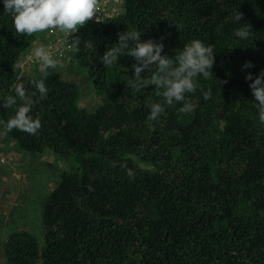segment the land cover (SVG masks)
<instances>
[{
  "label": "trees",
  "instance_id": "trees-1",
  "mask_svg": "<svg viewBox=\"0 0 264 264\" xmlns=\"http://www.w3.org/2000/svg\"><path fill=\"white\" fill-rule=\"evenodd\" d=\"M3 12L0 0V98L22 82L41 127L8 131L14 107L0 101V133L22 153L64 163L40 203L41 238L11 232L0 240L5 264H264V123L245 79L264 71V0H124L116 16L89 20L70 54L100 96L92 111L56 69L40 97V71L25 74L20 62L43 33H15ZM239 12L247 40L234 36ZM127 29L142 41L164 37L169 57L193 39L211 44L213 73L198 81L208 98L198 89L186 94L191 112L177 103L149 122L161 90L128 86L133 57L108 69L99 59Z\"/></svg>",
  "mask_w": 264,
  "mask_h": 264
},
{
  "label": "clouds",
  "instance_id": "clouds-1",
  "mask_svg": "<svg viewBox=\"0 0 264 264\" xmlns=\"http://www.w3.org/2000/svg\"><path fill=\"white\" fill-rule=\"evenodd\" d=\"M5 14L12 18L15 33L32 36L57 30L68 37L69 46L79 48L80 39L73 34L85 25L86 22L96 17L98 0H2ZM241 26L235 30L234 36L240 40H247L251 34L250 25L242 21L241 13L234 16ZM142 32L135 29L118 33V40L107 48L99 57L106 69L118 64L122 56L133 57L136 61L132 65L133 75L127 81L129 87L142 91L145 86L153 85L160 89L157 96H162V102H152L149 108L148 121H157L165 113L167 106L182 104L179 109L182 113L193 110V105L186 100V94L195 93L198 89L205 99L209 91L199 87V78L208 79L213 73L212 69L216 53L211 44H206L200 39H193L185 44L183 50L169 57L164 52V37L160 40H141ZM69 37L71 41L69 42ZM32 55L39 61L41 76L32 83L41 98L47 95L46 79L50 69L63 67L61 60L54 56L49 47L41 43L35 47ZM254 65L246 61L243 69H251ZM151 74L142 76L141 73ZM245 79L249 81V88L255 99L259 120L264 123V71L257 74L246 72ZM15 95L0 98L3 108H13L14 115L6 122L8 131L18 129L28 134H35L41 127L39 119L30 115L32 100L31 94L22 82L14 87ZM151 126V123L150 125Z\"/></svg>",
  "mask_w": 264,
  "mask_h": 264
},
{
  "label": "rangeland",
  "instance_id": "rangeland-1",
  "mask_svg": "<svg viewBox=\"0 0 264 264\" xmlns=\"http://www.w3.org/2000/svg\"><path fill=\"white\" fill-rule=\"evenodd\" d=\"M105 9L107 12L114 10L113 16H116L122 11V6H116L109 1ZM52 31L50 36L49 31L44 32L39 42L29 47L27 55L32 54L35 47L41 43L47 45L49 41L52 42L55 47L52 54L63 64V67L56 70L61 72L64 79L78 84L80 105L92 111L98 104L100 96L88 84L85 75L76 69L70 54L68 37L57 30ZM27 55L20 62V67L23 73L33 75L39 70L40 63L39 61L32 63ZM3 134L0 133V156H12L14 161L9 165H0V240L3 242L16 230H26L41 238L43 225L38 217L40 203L55 187V180L64 163L47 152L39 156L22 153L14 148L12 141H6ZM0 264H5V257L1 251Z\"/></svg>",
  "mask_w": 264,
  "mask_h": 264
},
{
  "label": "built area",
  "instance_id": "built-area-1",
  "mask_svg": "<svg viewBox=\"0 0 264 264\" xmlns=\"http://www.w3.org/2000/svg\"><path fill=\"white\" fill-rule=\"evenodd\" d=\"M109 1H112L113 3L120 6H122L124 0H98V12L96 14V17H94L93 19L95 21H102L103 19L107 18V17H112L113 13H115L114 10H112L111 12H107L106 11V5H108ZM49 36L52 35L53 31H49ZM49 47V50L53 53L55 51V47L53 45L52 42H48L47 45ZM57 49V48H56ZM57 51V50H56ZM28 59L31 60L32 63H34L35 61L38 62V60L32 55V54H28L27 55ZM14 159L12 156H0V165L4 166V165H9L11 163H13Z\"/></svg>",
  "mask_w": 264,
  "mask_h": 264
}]
</instances>
